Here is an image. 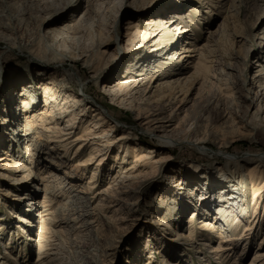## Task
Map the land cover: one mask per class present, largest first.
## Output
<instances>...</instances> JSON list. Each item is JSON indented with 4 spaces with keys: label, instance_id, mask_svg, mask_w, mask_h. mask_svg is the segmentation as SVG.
Segmentation results:
<instances>
[{
    "label": "rangeland",
    "instance_id": "1",
    "mask_svg": "<svg viewBox=\"0 0 264 264\" xmlns=\"http://www.w3.org/2000/svg\"><path fill=\"white\" fill-rule=\"evenodd\" d=\"M64 6V11L55 14L57 16H47L50 11ZM0 15V20L5 19L3 22L7 25L3 29L7 40H0V158H3L0 159V264H40L35 256V245L43 226L45 185H53L43 180L51 165L45 162L30 165L25 156L26 143L32 146L33 157L41 154L47 161L57 159L61 164L56 170H50L56 171L59 182L77 190L84 203L93 208L90 217L94 218V227L90 232L67 222H58L52 227L58 233L54 239L60 243L58 264H248L259 245L264 249V218L246 236L242 225L225 220L226 225L236 227L235 237L244 252L241 257L227 253L225 259H219L215 251L222 247L221 237L204 224L211 218L184 201L177 206L181 209L186 206L180 215L169 216L166 207L173 198L184 195L186 184L191 185V172L185 168L187 163L199 162L205 168L206 172L195 173L202 182L207 173H216L213 164H223L226 158H247L249 154L260 153L264 159L263 138H234L220 146L216 139L218 128H207L206 132L202 127L199 130L189 126L180 131L172 128L170 131L174 132L161 134L169 142V148L158 151V137L144 133L143 124H138L134 113L111 102L101 90L104 81L114 79L112 76L103 80L104 77L117 70L123 75L132 59H140V62L158 59L166 42L160 43L158 54L149 58L145 49L152 46L151 40L145 38V33L150 31L146 22L158 15L165 18L175 15L178 17L175 24L184 32L174 49L189 45L182 42L189 40L198 48L192 53L196 57L211 31H217L215 40L220 39L215 52L217 62L205 63L211 70L206 75L208 78L199 79L198 83L188 82L185 94L189 101L184 107L186 111L178 118L194 111L191 101L195 96L198 98L196 94L200 89L225 95L227 109L237 108V104L232 105L235 102L247 106V98L242 95L255 92L264 81V71L256 76V70L262 67L259 65H264V0H0ZM50 19L54 22L46 23ZM66 23L73 27L65 35L46 34L51 27ZM130 47H135L132 52L128 50ZM72 53L86 54L91 67L84 66ZM197 60L196 57L192 63H183L178 76L188 75L192 69L186 66ZM35 64L46 67L53 78L66 74L67 86L73 92H79L78 83L82 84L118 121L114 136L130 131L136 139L133 143L158 151L153 153L157 160L155 171L140 178L130 196L107 202L102 190L121 172L119 168H127L132 163L135 152L130 147L133 143L124 155L126 160L116 159V154L124 153L114 148L103 164L95 165L96 158H90L91 145L79 148L74 140L82 135L84 126L74 131L62 146L55 141L61 136L57 132L49 136L42 132L33 134L37 146L32 143L33 137L19 136L25 122L20 112V99L24 94L21 84L33 82L42 69H35ZM163 66L161 62L158 66L154 63L150 73L157 74L153 71H161ZM208 74L218 80L210 79ZM205 79L215 83L210 87ZM34 83L35 87L41 85ZM42 95L38 90L37 109L43 107ZM92 97L86 98L90 104H93ZM260 106L264 108V99ZM257 107L247 106L246 118L264 121V112H259ZM208 109L212 111L209 105ZM16 113L20 114L19 119L15 118ZM7 117L11 122L6 121ZM230 118L213 121L226 136L234 129ZM54 198L52 196V203L56 206L66 199L78 200L68 195L58 197V202ZM151 201L165 204L160 209L151 208L148 206ZM161 220H165L164 224H159Z\"/></svg>",
    "mask_w": 264,
    "mask_h": 264
},
{
    "label": "bare ground",
    "instance_id": "2",
    "mask_svg": "<svg viewBox=\"0 0 264 264\" xmlns=\"http://www.w3.org/2000/svg\"><path fill=\"white\" fill-rule=\"evenodd\" d=\"M64 8L65 6L50 11L47 13V16L53 17L58 12L61 13L64 11ZM176 18L178 17L175 15L168 18L158 15L148 19L146 26L150 31L145 33V38H148L149 41L151 40L150 45L152 47L147 46L148 48L145 50L149 53V58L154 56V54H158L156 52L161 48L158 47L160 43L166 42L163 49L157 55L159 56L158 59L155 61L145 59V61L140 62V59L137 60L134 58L123 71V75H120L118 70L111 71L103 80L112 78V76L114 79L110 82L104 81L101 88L103 94L117 106L133 112L135 119L139 121L138 124H143L141 129L144 133L158 137V151L162 148H169V142L163 135L174 132L170 131L172 128L173 130L176 128L175 130L180 131L186 130L189 126H193L199 130L202 127L204 132H206L207 128H218L216 139L219 141L220 146L227 145L234 138L245 136L264 139V121L254 119L255 117L253 119L252 117L249 119L246 118L247 106L257 105V110L264 112V108L262 109L260 106L261 101L264 99V81L263 84L257 87L255 92L248 91L247 96L242 95L247 98V106H239L238 102L232 104H237V108L234 106L228 109L226 108V101L224 99L227 97L225 95H218L213 92L209 93V91L206 92L200 89L196 94L199 95L198 98L196 99L195 96L191 101V107H194V111H189V113L185 112L183 116L178 118V115L186 111L184 107L189 101L185 94L187 92L186 86H188V82L198 83L199 79L207 77V73L211 70H209V66L205 63L214 64L217 62L215 52L217 47L220 46V39L215 40L217 31H211L210 36L207 37L205 43L199 47L200 50L196 53L197 62L187 66L185 64L192 71L188 75L178 76V71L183 69L182 64L192 63V59L196 58L195 54L193 55L192 53L197 52L198 48L196 49L192 46L189 40H183V43L189 45L182 44L181 47L179 46V48L174 49L175 42L180 39L179 37L184 32V29L179 28V25L175 24ZM3 21L0 20V40H7L6 34L3 33V29L7 28V25ZM51 22L54 21L52 19L46 21V23ZM72 27L73 25L71 24H61L58 27H51L50 31H47L46 34L51 37H56L57 34H60V36L65 35L67 31H71L70 29ZM180 29L182 31L178 33ZM164 38H167V40L165 41ZM134 48L130 47L128 50L132 52ZM71 55L80 60L84 66L91 67V61L86 54L72 53ZM158 61L165 64L163 70H154L153 72H158L157 74L150 73V66L154 63L158 66ZM259 66L262 67L256 70V76L261 75L264 71V65ZM38 68L42 69L38 70L39 73L36 74L31 84H21V90L24 94L22 93L23 97L20 99V112L22 111L21 113L25 117V122L23 132L19 136L24 139L33 137L31 139L32 143L37 146L38 142L32 136L33 134L42 132L49 136L57 132L61 136L59 139H55V141L58 142L59 146H62L64 141L71 138L70 135L74 131L84 126L82 128V135L74 137V140L79 143V148L85 144L91 145L90 158L91 160L96 158L95 165L103 164L106 155L108 156L110 152L114 151V148L117 150L119 148L118 152L122 149L124 153L122 156L116 154L117 157L115 155V158L124 159L130 143L136 141L132 133L130 131H124L114 136L113 133L116 131L118 121L108 110L98 104L87 93V90H84L82 84L78 83V86H80L79 92H73L67 86L68 78L65 76L66 74L63 73L60 78H53L46 67L35 64V69ZM228 68L230 67L228 66ZM208 76H210V79L218 80L214 75L208 74ZM35 81L37 83L40 82L41 85L35 87ZM206 81L210 87L215 83L210 80ZM13 86L15 87V85ZM38 90L43 92L42 96L44 98V104L41 109H37L39 103L35 98ZM87 97H92L90 99L93 104L87 101ZM208 105L209 108L212 107V111H209ZM19 113L15 114L16 119L20 118ZM225 117H231L230 119L234 125L233 131L228 136L223 133L219 126L213 125V121ZM6 121L8 123L11 122L8 117ZM241 129L246 130L247 133ZM162 133L164 134L161 135ZM51 140L53 141V139ZM171 140L174 143L178 142L170 138ZM31 147L30 144H25V156L28 157L27 162L30 165L45 162L51 165L50 169L56 170L57 166L61 164L57 159L47 161L41 154L38 156L39 158L37 156L33 157L34 150ZM130 150L135 152L132 163L127 168H119L120 170L122 169L121 172L117 173L109 186L102 190L107 196V202L120 201L122 198L130 196L135 192L134 189L139 179L143 176L145 178L149 173L152 174L157 167V160L154 159V155L158 152L157 150L151 149L148 146L137 145L136 142L133 143ZM198 163L190 162L185 165V168L191 172L189 174L192 180H189L191 181V185H185L187 188H185L183 196L173 198L172 203H166V207H168L167 214L174 217V215L183 213L186 206H183V209L177 208V206L180 207L183 201L190 204L196 211H203L205 217L211 218L206 220L204 224L209 226V229L213 232L216 231L219 237H221L220 245L222 247L216 249L215 255L219 259H225L224 256L227 253L241 257L244 249L240 248V242H237V236L235 237L237 235L235 232L237 229L236 227L232 228L226 225L224 221H230L235 225L239 224L238 226L242 225L241 229H244L246 236L248 232L250 233L255 227L259 226L260 219L264 218L263 156L260 153H253L249 154L247 158L239 156L233 159L226 158L223 164H213L216 173L212 175L207 173V176L203 178L202 182H200L202 178L195 175V173H201L205 171V168ZM50 169H48L49 171L43 180L53 185H45L46 201L44 204L43 219L41 221L43 226L35 245V256L40 264L59 263L60 243L54 239L58 233L52 228L56 223L67 222L68 224H73L74 227L78 225L88 232L91 231V227H94L92 224L94 218L90 217L93 214V208L84 203L83 196H80L77 190L72 187L68 188V185L59 182L60 177L57 172ZM198 182L200 183L199 186L197 185ZM63 195H68V197H74L78 200H74L73 198L72 200H67L65 198L67 201H61L57 206L56 203L53 205L52 196L58 202L60 201L58 197H62ZM164 204L165 202L157 203L156 201H151L148 206L151 208L158 207L160 209ZM76 214L79 215L76 216ZM164 221L161 220L159 224H162ZM241 238L244 237L242 236ZM263 251L264 249H261L259 245L257 250L254 251L252 261L248 264L263 263Z\"/></svg>",
    "mask_w": 264,
    "mask_h": 264
}]
</instances>
